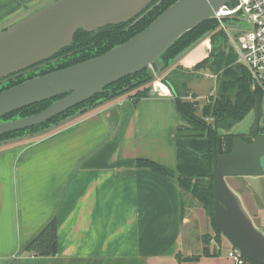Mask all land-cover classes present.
<instances>
[{
  "label": "crops",
  "instance_id": "crops-1",
  "mask_svg": "<svg viewBox=\"0 0 264 264\" xmlns=\"http://www.w3.org/2000/svg\"><path fill=\"white\" fill-rule=\"evenodd\" d=\"M40 1L0 0L1 31ZM154 84L138 102L117 97L50 134L0 146V264H230L221 255L179 260L191 222L181 217L184 193L136 167L146 159L187 178L208 173L207 138L180 136L175 97ZM52 221L57 254L24 252Z\"/></svg>",
  "mask_w": 264,
  "mask_h": 264
},
{
  "label": "water",
  "instance_id": "water-1",
  "mask_svg": "<svg viewBox=\"0 0 264 264\" xmlns=\"http://www.w3.org/2000/svg\"><path fill=\"white\" fill-rule=\"evenodd\" d=\"M234 1L178 0L141 33L97 58L25 80L0 92V137L24 132L54 120L56 116L84 104L114 83L136 75L145 68H151L155 74L160 75L159 65L163 54L186 33L210 21L218 7ZM154 2L54 0L37 9L0 31V85L45 63H51L56 53L73 43L78 31L92 33L134 20L136 23L151 11L150 6ZM228 26L235 24L230 22ZM206 36L207 33L187 46L168 66L186 57ZM252 97L253 126L259 132L260 104L257 97ZM51 100L54 102L39 114L3 120L11 113ZM84 110L87 108L39 133H25L23 136L0 140V146L50 133L57 126L78 118ZM208 130L213 142V217L216 226L230 245L238 248L247 260L264 264V236L253 227L238 197L226 183L227 178L264 176V135L258 134L251 142H247L239 136L217 138L212 129Z\"/></svg>",
  "mask_w": 264,
  "mask_h": 264
},
{
  "label": "trees",
  "instance_id": "trees-1",
  "mask_svg": "<svg viewBox=\"0 0 264 264\" xmlns=\"http://www.w3.org/2000/svg\"><path fill=\"white\" fill-rule=\"evenodd\" d=\"M178 0H155V2L150 6L152 7L151 11L144 15L138 22L134 23L131 21L124 25H117L111 27H105L97 30V32L87 33L83 31H78L73 40L72 44L66 49L56 53L53 56L51 63H45L38 68L32 69L24 75L18 76L16 78L9 79L8 82L0 85V92L9 89V87L23 83L25 80L36 78L42 75L53 73V71L66 69L69 66L83 63V61L91 60L97 58L108 51L113 47L124 44L128 39L134 37L135 35L141 33L142 30L147 28L150 23H152L158 16H160L167 8L170 7L173 3ZM159 2V3H157ZM157 3V4H156ZM156 4V5H155ZM230 4H234L231 2ZM134 23V24H133ZM219 24L210 20L204 23H201V26L198 28L186 33L182 36L176 43H174L170 49H168L163 56L160 58L161 65H159V76H163L164 67H168L169 62L176 57L181 51L186 49L187 46L196 42L202 35L207 33L206 38L210 37H220L227 41L224 33L218 30ZM230 49V48H229ZM211 54L214 53L211 51ZM219 59V58H218ZM236 59V58H235ZM207 60V59H206ZM202 60L200 63L192 68H198L202 66V63L206 61ZM217 66L215 69H221L222 59L217 60ZM236 63V60H235ZM237 64V63H236ZM239 65V64H238ZM162 72V73H161ZM230 74V71L227 72ZM157 75V74H156ZM154 81V75L150 73L148 68L142 70V72L128 76L117 83H114L111 87L107 88L104 92L98 94L97 96L87 100L82 105L74 107L69 111L56 116L54 120H51L48 123L42 124L39 127L27 129L24 132L12 133L0 137V140H8L10 138L18 137L25 135L26 132L36 133L37 130H43L48 128L50 125H58L60 121H63L70 116L74 115L79 110H84L79 117H83L84 114L88 113L92 108L99 106L97 103L112 101L113 99L121 96H126L138 102L143 97H146L151 90L149 82ZM233 82V80H232ZM238 91L234 96L235 99L231 103L229 99L225 97V94H222L217 98V101L211 105L205 106L203 108L204 116H211L214 118V126L211 127L207 125L204 121L199 120L194 117L192 106L188 103L182 102L181 96L175 93V89L167 83L166 80H163L162 83L169 87L176 99L177 112L183 118L185 122H190L191 126L188 129H182V133L185 134V137H206L210 143V149L207 155L205 156V162L207 164V174L205 176L198 177H183L180 175H174L164 166H159L154 162L149 160H137L136 167L141 169H149L154 173L164 175L175 179L178 187L184 192L191 193L201 204L202 207L210 214L213 218V224L216 226L214 217H213V187H212V140L209 132V128L213 130L215 136L219 129L225 130L231 128L233 122H239L243 120L246 115L249 113L250 109L253 108L254 99L252 95L259 99V104L261 102V97L257 93H252L249 89V82L245 75V72L241 70V76L236 77ZM155 83V82H154ZM153 83V85H155ZM236 84L228 83L227 87H223V90H230L234 88ZM133 91L135 93H133ZM58 98H54L57 100ZM54 100L41 102L39 104L27 107L21 111L11 113L9 116L4 117V121H10L11 119L25 118L27 116L39 114V112L48 108ZM97 104V105H96ZM260 110V108H259ZM231 120V121H229ZM229 121V122H228ZM228 122V123H227ZM60 127V126H57ZM56 127V128H57ZM185 132V133H184ZM194 181V182H193ZM200 182V183H198ZM217 228V226H216ZM218 230V228H217ZM219 231V230H218ZM57 235H56V224L55 221H52L43 230L36 235V237L28 244L24 249V252L31 253L36 257H51L57 254ZM179 259V258H178ZM181 262L192 263L198 261V258H180ZM253 264H256L252 262Z\"/></svg>",
  "mask_w": 264,
  "mask_h": 264
},
{
  "label": "rangeland",
  "instance_id": "rangeland-1",
  "mask_svg": "<svg viewBox=\"0 0 264 264\" xmlns=\"http://www.w3.org/2000/svg\"><path fill=\"white\" fill-rule=\"evenodd\" d=\"M52 1L54 0H41L40 2H37L33 9L27 14H33L37 9L50 4ZM236 19L244 21L241 16H237ZM17 21L19 20H11L10 24H7L2 30ZM228 24L229 23L226 22L227 30L232 36H234V34L240 29H244L242 23L239 24V28L229 27ZM218 30L221 31V28H218ZM205 40L209 43V49L207 50L208 56L206 58L207 60L205 59L206 61L202 63L201 67L184 69L179 65V61H177L176 63H173L172 66L164 67V71L162 72L166 75H163V77L158 74L156 75L151 68H148L150 73L154 75V81L149 82L147 85H150L152 88L153 83L157 81V79H159L160 82L166 80L171 88L173 87L175 89V93L178 94V96H181L182 102L189 103L192 106L194 117L213 127L214 118L211 116H204L203 108L207 105L213 106L215 101H217V98L222 94H225V97L232 103L235 99L234 96L238 91L236 77L241 76V70L245 72L247 79L248 74L244 67L235 63V58L237 57L236 54L233 53V50L229 49L228 41L217 36L208 37ZM211 51L214 53L213 55L211 54ZM218 58H221L223 62L220 70L215 69L217 64H219L217 63V60H219ZM228 71H230V74H227ZM232 80L236 86L230 90H223V87H227L228 83H233ZM133 93L135 92L133 91ZM261 104L259 110L260 114L264 112V106ZM248 112L249 113L243 120L236 123L233 122L231 128L225 130L219 129L216 133V137L218 138V136H221L223 139L233 136L245 137L246 139L253 137L256 132L253 126L252 109ZM262 118L263 116L259 120V126L263 131ZM180 120L183 123L181 128L188 129V127L191 126V123L185 122L182 117ZM40 131L41 130H37L36 133H39ZM33 134H35V132ZM185 134L182 133V136L185 137ZM195 138L196 137H193L192 139ZM192 162L193 160L191 161V164ZM226 183L227 186H230L233 194L238 197L243 210L246 215L249 216L253 227L264 236V228L261 226L259 227V224L264 225V176L234 177V179L228 178L226 179ZM183 193L184 194L180 199L181 217L183 219H190L191 221L189 224L190 227L184 230V246L186 251L183 258L195 257L199 259L200 257L207 256L219 257L220 255L224 258L225 253L230 247L229 241L222 232L217 230L216 226L213 224V218L202 207V204L191 193L186 191Z\"/></svg>",
  "mask_w": 264,
  "mask_h": 264
},
{
  "label": "built area",
  "instance_id": "built-area-1",
  "mask_svg": "<svg viewBox=\"0 0 264 264\" xmlns=\"http://www.w3.org/2000/svg\"><path fill=\"white\" fill-rule=\"evenodd\" d=\"M241 16L244 21L236 19ZM212 20L219 24L227 38L230 50L236 54V63L244 67L248 74L249 89L261 97L260 104L264 106V0H236L234 4L217 8ZM226 22L247 25L232 36L227 30ZM264 128V112H262ZM264 130V129H263ZM230 264H253L244 254L230 245L225 253Z\"/></svg>",
  "mask_w": 264,
  "mask_h": 264
},
{
  "label": "bare ground",
  "instance_id": "bare-ground-1",
  "mask_svg": "<svg viewBox=\"0 0 264 264\" xmlns=\"http://www.w3.org/2000/svg\"><path fill=\"white\" fill-rule=\"evenodd\" d=\"M207 49H208V42L204 41L198 46L195 50L189 53L185 59L181 61V65L183 67L192 68L196 66V63H200L202 60L206 59L207 57Z\"/></svg>",
  "mask_w": 264,
  "mask_h": 264
},
{
  "label": "flooded vegetation",
  "instance_id": "flooded-vegetation-1",
  "mask_svg": "<svg viewBox=\"0 0 264 264\" xmlns=\"http://www.w3.org/2000/svg\"><path fill=\"white\" fill-rule=\"evenodd\" d=\"M262 115H263V114H260V116H259V120H260V118L262 117ZM49 122H50V121H49ZM47 123H48V122H47ZM260 130H261V129L259 128V132H256V131H255V132H256L255 135H254L253 137H251V138H248V139H246L245 137H241V138H242L244 141H247V142L249 141V142H251V140H253V138H255L258 134L263 135L264 130H263V131H262V130L260 131ZM21 136H23V135H21Z\"/></svg>",
  "mask_w": 264,
  "mask_h": 264
}]
</instances>
